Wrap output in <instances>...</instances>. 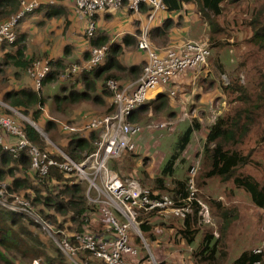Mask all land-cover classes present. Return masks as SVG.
Returning a JSON list of instances; mask_svg holds the SVG:
<instances>
[{
    "label": "trees",
    "instance_id": "obj_1",
    "mask_svg": "<svg viewBox=\"0 0 264 264\" xmlns=\"http://www.w3.org/2000/svg\"><path fill=\"white\" fill-rule=\"evenodd\" d=\"M189 1L191 0H164L166 11L181 10L184 3ZM196 1L199 10L210 25V43H218V34L225 29V26L219 20V16L223 14L225 7L237 5L243 0ZM44 5L50 6L49 3L42 2L38 9ZM143 7L146 8L149 17L151 7L148 4H142L141 9ZM19 9L20 4L17 0H0V23ZM154 19L155 16L151 21ZM20 23L17 26L18 37L14 43L0 42V48L2 50L7 49L3 58L0 59V71H3L2 66L11 65V72L17 80L25 75L28 67L36 60L33 57L27 58L25 55V46L21 42L23 35L19 33ZM243 24L250 28L251 35L244 39L248 44V48L239 65H247L249 80L243 83L239 74H232L229 83L220 84L225 92L230 93V101L234 105L225 115L219 116L213 124L208 126L203 145L205 161L201 172L206 181L215 177H219L222 181L233 180L237 187L245 189L251 195V199L257 207L264 208V180H258L252 174L240 172L241 168L254 163V149L246 151L243 147L247 139L254 135L260 141L264 140V0L257 1ZM171 25V19L167 18L163 26L157 28L160 34L162 33L163 38ZM157 30L149 25L150 40L157 48L166 47V45L158 47L154 43L152 37ZM93 38H89L92 40V47L107 44V39L99 41V39ZM137 41L135 38L134 43ZM124 42H128L127 37ZM108 43H110L109 40ZM121 51L122 46L120 44L111 42L105 63L91 71L83 72L79 76L80 82L83 84L85 82V87L83 89L78 88L76 80L73 82L75 78L70 79L69 82H62L59 84L60 93L53 98L54 105H58L59 109L60 106L67 108L70 105L74 106L76 103L88 100L101 101L103 96L112 99L111 92L105 86L107 79L116 78L120 80L124 77V79H127L126 81H134L139 78L147 59L143 64L124 66L118 58ZM58 64V61L51 60V70L42 80V87L60 79L63 66L58 67ZM218 67L224 70L221 63L218 64ZM7 79L9 77L7 78L6 75L0 79V100L12 108H16L35 123L41 124L40 121L44 114L43 107L46 103L42 93L30 85L19 88L17 86L13 87ZM99 87L100 91H98ZM171 100L172 96L169 91L163 90L155 98L147 100L134 109L129 119L137 123L150 120L153 116L157 117V113L170 108ZM114 111L115 105L111 102L107 113H113ZM179 111L176 112L172 108L168 111V116L179 113ZM0 113L10 115L11 112L10 109L0 106ZM57 122L54 118L44 119V130L55 143L57 141L53 130L56 128ZM22 127L27 138L40 146L42 150L47 151L49 156L60 161L65 160L58 151L49 149L51 146L47 144L40 131L30 122L23 121ZM202 127V123L197 118L189 121L185 131L178 137L174 153L162 170L163 176L155 177L156 187L169 191L175 199L189 196V178L174 179V186L168 187L164 176L174 175L179 164L177 160L192 141L194 132L201 130ZM98 139V131L90 130L83 133H73L65 144L57 143V145L74 161L81 162L86 155L95 150V142ZM134 153L132 152V155ZM115 160L118 159L112 160L111 163ZM185 161L186 158L183 156L181 162L184 163ZM111 163L110 167L115 171L118 170L116 165L112 166ZM143 172L146 173L145 170ZM6 180L9 182L7 188V193L10 194L8 196L9 201L12 200L11 194H18L28 199L40 217L50 224L59 241L67 236L71 244L75 245L73 239L75 233L91 232L100 235L96 231V226L89 221V217L99 211V206L88 202L86 196L87 183L74 172L62 170L58 166H50L48 173L41 176L37 171L31 169V158L25 150L20 151L18 157H15L9 150L0 145V181ZM199 207L197 201H194L193 217H197ZM141 215L138 219L141 222L142 233L147 235L146 238H152L153 229L150 219H144ZM192 223L191 214L188 213L184 218L185 227L181 233L189 243H192L199 231V228L193 227ZM33 227L43 228L41 223L26 213L13 211L6 207L0 197V264H32L33 260L39 259L42 264H74L58 243L53 239L50 243L43 235H40L39 231H36V233ZM221 243V237H216L214 232L207 231L203 242L200 244L201 246L194 252L197 263L225 264L228 252L223 249ZM85 254L90 253L78 251L75 257L76 260L78 262L85 260ZM148 257L143 260L141 258L140 262L143 263V261L148 260ZM88 261L90 264H108L105 260L93 255L89 256ZM226 264H264V250L245 249L238 258Z\"/></svg>",
    "mask_w": 264,
    "mask_h": 264
},
{
    "label": "built area",
    "instance_id": "obj_2",
    "mask_svg": "<svg viewBox=\"0 0 264 264\" xmlns=\"http://www.w3.org/2000/svg\"><path fill=\"white\" fill-rule=\"evenodd\" d=\"M17 1L20 9L0 23V42L14 43L18 37L17 26L20 21L27 14L38 9L42 2L50 5L58 2V0ZM142 4H148L151 7L148 18L150 21L158 11L166 9L164 0H76L75 10L86 21V36L93 38L98 33L95 16L99 11L118 10L123 7L140 11ZM137 38L138 48L147 54V61L140 77L127 84H123L116 78H109L105 82L106 88L112 94L115 111L93 116L79 125L68 122L60 123L65 132L72 134L90 130L98 131L99 139L95 142V150L86 155L81 162L74 161L60 151L58 153L64 157V161L49 156L47 151L42 150L40 146L27 138L22 124L11 115L0 113V145L3 148L9 150L15 157H18L20 151L25 150L31 158V169L41 176L48 173L50 166H58L62 170L74 172L87 183L88 202L99 206V214L105 221L107 233L101 235L91 232L75 233L73 235L75 245L71 244L67 236L58 241L62 250L74 264H90L87 259L82 262L76 260L78 251L90 253L105 260L108 264H143L138 258V250L131 244L130 239L132 231L142 236L141 222L138 217L146 212L160 214L174 212L176 215L185 217L192 211L193 202L197 201L201 205L202 216L207 222H211L207 205L196 196L195 175L200 159L190 168L189 196L179 199L146 189L136 179L121 177L110 167L112 160L138 150L137 136L143 131V127L139 123L130 121L129 116L134 109L166 89L172 96H175L176 90L173 88L175 78L186 70L199 69L207 65L211 54L208 42L192 39L157 48L150 40L148 24L142 27ZM108 49V44L93 46L90 56L83 63L76 62L67 65L61 77L69 80L78 74L93 70L105 62ZM50 70L51 60L48 58L36 59L28 67L27 73L34 81L37 90L42 88V80ZM155 89L159 91L151 95V91ZM164 124L162 122L153 125L156 127ZM5 189L6 182L0 181L1 198L6 193ZM11 197L12 200L5 198L2 203L13 211L26 213L33 217L48 233L52 234L50 224L40 217L28 199L18 194H11ZM119 217L123 220L120 221ZM151 259L150 257L148 260ZM33 264L40 263L35 260ZM152 264L158 263L152 259Z\"/></svg>",
    "mask_w": 264,
    "mask_h": 264
},
{
    "label": "rangeland",
    "instance_id": "obj_3",
    "mask_svg": "<svg viewBox=\"0 0 264 264\" xmlns=\"http://www.w3.org/2000/svg\"><path fill=\"white\" fill-rule=\"evenodd\" d=\"M257 1L258 0H243L237 5H229L225 7L223 14L219 16V20L223 26H225V29L218 34V43L208 42L211 54L208 59L209 65L203 68V74L208 71L211 74L209 77L216 79L221 85L229 83L232 74H239L243 83L249 80L247 65H239V62L244 58L245 51L248 48V44L244 39L251 35L250 28L245 26L243 21L248 18L249 12L257 4ZM207 31L209 32V30ZM205 33L206 31L202 30V34L204 35ZM85 39L90 40L88 37ZM219 63L223 65L224 70L218 67ZM68 64L69 62L67 65ZM2 68L3 71H0V79L6 75L7 78L9 77V79H7L8 82L12 84L13 87H18V85L23 86V84L35 87V83L28 73L22 80L16 81L13 80L15 77L10 71L12 69L11 65L2 66ZM61 81L63 80L59 79L57 82H50L47 86L52 90L51 92H55L57 91V85H59ZM44 90V86L39 89L42 93ZM221 92L225 93L224 98H221V96L218 97ZM219 95L217 94V96L214 95L210 98L208 106L205 107L207 116L204 119L200 116L201 111L199 109L191 116L192 111L188 105L185 110L179 111V113H175L172 116H168V111L172 108L175 109L174 106H170V108H167L165 111L157 113V117L153 116L152 119L145 122H137L143 127V131L137 136L139 144L138 150L133 155L132 153H127L122 158L111 163L112 166L116 165L118 168L116 171L121 177H132L139 181L146 189L175 198L169 191L161 190L156 187L157 183L155 177L163 176L162 170L174 153L178 137L185 131L189 121L197 117L201 122L205 123V127L194 132L192 141L177 160L179 164L174 175L164 176V178L167 182L166 185L168 187H173L174 179H185L191 176L190 168L200 159L199 168L195 175V186L197 188L196 196L202 203L207 205L211 222H207L205 217L202 216L203 214L200 212L201 205L198 209L197 217H193L192 213H194V211L192 209V211L189 212L193 222L192 226L198 227L199 231L192 243H189L181 233L182 229L185 227L184 216L176 215L174 212H167L164 214L157 212L143 213L141 215L142 218H149L152 229L157 231H153L152 238H146L145 236L147 235L142 232V236L138 234L131 236V244L140 252V257L138 255L139 260L141 258L143 260L149 255L148 259L151 257L160 264L158 260L160 251L166 249L168 252L173 250L176 251L177 249L178 252L176 255L183 257L186 260V264H198L194 252L201 246L200 244L203 242L207 231H212L216 237L222 238L221 244L223 249L228 252L227 260L224 262L225 264L238 258L245 249L253 248L254 250H264V209L257 207L253 203L251 195L245 189L237 187L233 183V180L222 181L219 177H215L209 178L206 181L202 176L201 171L203 170V163L205 161L203 145L206 128H208L211 123H214L219 116L225 115L234 105V103L230 101V93L225 92L221 87ZM175 96L176 98L179 97L180 93L176 92ZM111 102L112 100L106 110L104 105H92V108H85L83 110L77 106V108L75 107L76 109H72L73 105L67 108L60 106L61 108L56 110L48 107V109H46L45 106L46 111H43L44 114L42 117L43 123H36V125L47 144L51 146L49 149L59 151L53 144L48 133L44 130V119L54 118L58 121L56 128L53 130V134L57 143L65 144L72 133L65 132L61 128V125H59L61 122L79 125L83 118L106 114ZM0 106L10 109V115L20 124H22L23 121H33L16 108H12L1 100ZM162 122L165 123L162 126L155 127L153 125ZM57 143L55 144L57 145ZM57 146L59 147V145ZM243 147L246 151L254 149V163L241 168L240 172L252 174L258 180H264V140L260 141L252 135L247 139ZM183 156L186 158L184 163L181 162ZM143 170H145L146 173H144ZM1 182H6V193L1 198V201L4 202L5 198L9 200L8 196L10 194L8 195L7 193L9 182L8 180ZM119 218L120 221L123 220L121 217ZM89 221L96 226V231L100 235L107 233V227L105 228L104 225L105 221L101 218L99 211L89 217ZM225 225L226 227H224ZM33 229L35 232L39 231L41 233L40 235H43L50 243H52L53 240L58 243L59 238L53 231L52 234H50L43 228L38 229L33 227ZM133 239H135L136 245ZM169 239L173 242L172 250H169V248L167 249L166 246ZM145 241L148 243L149 248L145 245ZM158 245H163L164 248L161 249ZM150 251L154 253L151 254L152 256L149 254ZM217 254L219 255V252ZM89 256L91 255L85 254L87 260H89ZM152 259L148 261L152 263ZM34 261L35 260L31 263L33 264ZM38 262L42 264L40 259Z\"/></svg>",
    "mask_w": 264,
    "mask_h": 264
},
{
    "label": "crops",
    "instance_id": "obj_4",
    "mask_svg": "<svg viewBox=\"0 0 264 264\" xmlns=\"http://www.w3.org/2000/svg\"><path fill=\"white\" fill-rule=\"evenodd\" d=\"M75 5L76 0H58L55 4L50 6L44 5L40 9L29 14L19 25V33L23 35L21 42L25 46V55L27 58L33 57L42 59L44 57L52 61H58V67L63 66L60 74V79L63 81L59 82V84L62 82H69L70 80H65L61 77L67 63H83L88 58L92 48V40L85 39L87 38L85 34L86 21L77 13ZM148 18V12L144 7L140 11H134L126 7L118 10L106 9L99 11L95 16L98 33L93 39H99V41L107 39L108 45L111 42L120 44L122 46V51L118 58L124 66L144 63L145 59H147V54L145 51L138 48L137 42L134 43L135 38L136 40L138 39L137 35L144 25H151V27L157 30L158 27L161 28L163 26L167 18L171 19L172 25L165 33V37L163 38L159 30L153 33L154 36L152 38L158 47L174 45L191 39L210 42V32L207 31L210 30V25L199 10L196 0L185 2L183 8L178 11L168 12L166 9L160 10L155 14V19L153 21H150ZM201 29L206 31L204 35ZM126 37L127 43L124 42ZM108 40L110 43H108ZM6 51L7 49H0L1 59ZM87 51H89L88 55ZM208 65L209 63L199 69L186 70L175 78L173 88L177 93H180V96L176 98V96L174 97L171 95L172 100L170 103L171 106L175 107L176 112L185 110L189 105L192 111L191 116L194 112L196 113L198 109L201 111L200 116H202L203 119L207 116L205 107L208 106L211 97L214 95L217 96V94L219 95L220 87L222 88L216 79L209 77L211 74L208 71L203 74V68ZM10 71H12V69ZM26 74L27 72L20 80H22ZM80 75L81 74L76 75L73 82L76 80L78 88L83 89L85 87V82L84 84L80 82ZM13 80L20 81L16 78H13ZM126 80L127 79H124V77L120 79L123 84L134 82L133 80ZM25 85L28 84H23V86ZM47 85L44 86L45 90L43 93L41 92L46 100V109L52 108L56 110L58 109V105L55 104L56 106H54L53 97L60 93L59 85H57V91L55 92H51L52 90L49 89ZM19 87H22V85H18L17 88ZM98 91H100V87ZM156 93L157 92L152 95ZM220 96L224 98L225 93L221 92L218 97ZM111 100L112 99H108L107 96H103L101 101L88 100L76 103L72 106V109L76 106L83 110L85 108H92V105H104L106 110L108 108V102L110 103ZM45 106L43 107V111H46ZM90 118L91 117L83 118L80 123ZM197 119L201 122L199 118ZM40 122L42 123L43 120L41 119ZM201 123L203 127H205V123ZM207 132L208 128H206V134ZM153 231L156 232L157 230ZM134 234L136 233L132 231V235ZM133 240L136 245L135 239ZM167 243V249L169 248V250H172L173 242L169 239ZM146 246L149 248L148 243H146ZM158 246L161 249L164 248L163 245ZM177 252V249L176 251L173 250L168 252L166 249L160 251L158 254L159 263L186 264V260L183 257L176 255ZM149 254L154 253L150 251ZM143 264L152 263L145 260Z\"/></svg>",
    "mask_w": 264,
    "mask_h": 264
},
{
    "label": "water",
    "instance_id": "obj_5",
    "mask_svg": "<svg viewBox=\"0 0 264 264\" xmlns=\"http://www.w3.org/2000/svg\"><path fill=\"white\" fill-rule=\"evenodd\" d=\"M38 131H39V129H38V127H37V125H36V123L35 122H33V121H31V120H28ZM53 144L56 146V148L62 153V154H66L60 147H58L54 142H53Z\"/></svg>",
    "mask_w": 264,
    "mask_h": 264
},
{
    "label": "bare ground",
    "instance_id": "obj_6",
    "mask_svg": "<svg viewBox=\"0 0 264 264\" xmlns=\"http://www.w3.org/2000/svg\"><path fill=\"white\" fill-rule=\"evenodd\" d=\"M157 91H159V89H155V90L151 91V95H152L153 93L157 92Z\"/></svg>",
    "mask_w": 264,
    "mask_h": 264
}]
</instances>
